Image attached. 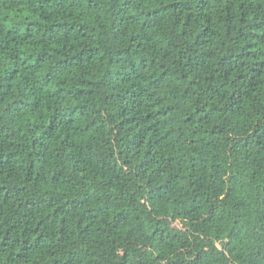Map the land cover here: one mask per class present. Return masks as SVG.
Masks as SVG:
<instances>
[{
    "label": "clouds",
    "instance_id": "clouds-1",
    "mask_svg": "<svg viewBox=\"0 0 264 264\" xmlns=\"http://www.w3.org/2000/svg\"><path fill=\"white\" fill-rule=\"evenodd\" d=\"M0 264H264V0H0Z\"/></svg>",
    "mask_w": 264,
    "mask_h": 264
}]
</instances>
